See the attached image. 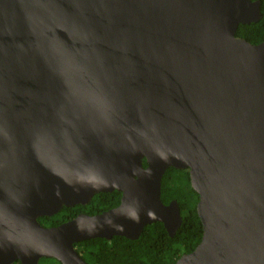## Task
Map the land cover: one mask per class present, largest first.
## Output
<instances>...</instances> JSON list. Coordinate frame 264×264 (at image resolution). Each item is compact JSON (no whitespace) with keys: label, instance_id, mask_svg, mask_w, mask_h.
I'll list each match as a JSON object with an SVG mask.
<instances>
[{"label":"water","instance_id":"1","mask_svg":"<svg viewBox=\"0 0 264 264\" xmlns=\"http://www.w3.org/2000/svg\"><path fill=\"white\" fill-rule=\"evenodd\" d=\"M262 17L260 0H0V264H90L78 242L155 222L173 237L170 167L203 225L174 264H264V40L237 35Z\"/></svg>","mask_w":264,"mask_h":264},{"label":"trees","instance_id":"2","mask_svg":"<svg viewBox=\"0 0 264 264\" xmlns=\"http://www.w3.org/2000/svg\"><path fill=\"white\" fill-rule=\"evenodd\" d=\"M260 1L263 17L258 22L240 24L237 29L238 36L253 44L264 40V0ZM144 165H147L146 160ZM116 194L110 197L98 193L87 205L64 207L59 212V223L74 218L80 212L96 214L115 207L120 203V192ZM173 199L178 200L183 216L182 224L173 237L162 222H155L147 225L136 240L124 236H114L111 240L88 239L78 242L77 250L90 264H174L183 254L192 252L203 235V225L196 208L199 195L191 186L188 169L170 167L165 173L162 200L168 204ZM42 259L44 264H61L54 258Z\"/></svg>","mask_w":264,"mask_h":264},{"label":"flooded vegetation","instance_id":"3","mask_svg":"<svg viewBox=\"0 0 264 264\" xmlns=\"http://www.w3.org/2000/svg\"><path fill=\"white\" fill-rule=\"evenodd\" d=\"M117 192H120V191L114 190L112 192H103V193L106 194V195H108V196H110V197H113V195H117L116 194ZM121 196H122V193L120 192V200H121ZM117 205H115V206H117ZM58 216H59V213H57V214H55L53 216H42V217H39V222L41 224H43L44 226H47V227L57 226V225L60 224L59 223V217ZM66 221H68V219ZM44 263H45V261H43V259L41 258L39 264H44ZM13 264H21V262L20 261H15Z\"/></svg>","mask_w":264,"mask_h":264}]
</instances>
